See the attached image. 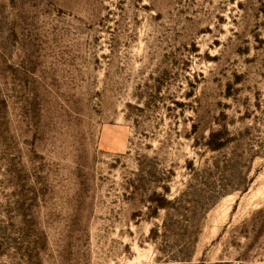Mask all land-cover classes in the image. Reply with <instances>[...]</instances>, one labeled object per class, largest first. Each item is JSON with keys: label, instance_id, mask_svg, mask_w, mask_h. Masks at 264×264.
Returning <instances> with one entry per match:
<instances>
[{"label": "rangeland", "instance_id": "obj_1", "mask_svg": "<svg viewBox=\"0 0 264 264\" xmlns=\"http://www.w3.org/2000/svg\"><path fill=\"white\" fill-rule=\"evenodd\" d=\"M0 264H264V0H0Z\"/></svg>", "mask_w": 264, "mask_h": 264}]
</instances>
